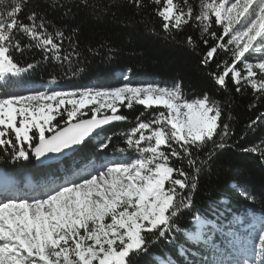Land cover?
<instances>
[{"label":"snow or ice","instance_id":"snow-or-ice-1","mask_svg":"<svg viewBox=\"0 0 264 264\" xmlns=\"http://www.w3.org/2000/svg\"><path fill=\"white\" fill-rule=\"evenodd\" d=\"M80 2L88 6V0ZM148 2L156 5L165 33L172 35L189 24L199 30V41L206 47L200 63L207 67L216 61L208 73L216 85L227 90L230 80L237 92L250 87L256 100L264 98V0H199L195 8L190 0ZM56 3L53 0V6ZM127 3L138 11L148 6L144 0ZM39 7L30 6V0H0V163L34 159L44 165L67 156L89 138L97 141V163L39 195L21 194L24 189L18 184L4 188L0 264H135L160 240L176 245L184 234L177 221L195 206L202 169L227 146L232 134L230 112L222 120L219 101L207 92L187 98L179 82L172 86L126 82L71 91L31 87L23 75L41 61L25 65L14 58L16 53L34 46L44 61L69 65L72 56L79 55L63 30L49 31L51 22L37 11ZM19 33L34 45L21 47ZM65 40L72 51L61 55ZM186 43L193 50L198 46L191 35ZM218 52L227 53L230 60L217 59ZM137 105L144 110L134 126L121 132L126 146L110 147L115 133L102 135L104 127L128 121L121 109ZM257 121L264 122V112L249 127ZM244 151L264 160V141ZM173 158L186 160L190 171L173 166ZM241 195L255 200L247 192ZM192 218L207 229L204 243L216 251L214 257L197 261L186 259L191 251L177 248L185 264H264V216L247 224L237 221L240 227L228 229L232 238L223 248L215 244L217 225L204 224L201 215ZM162 260L173 264L175 257L169 253Z\"/></svg>","mask_w":264,"mask_h":264},{"label":"trees","instance_id":"trees-1","mask_svg":"<svg viewBox=\"0 0 264 264\" xmlns=\"http://www.w3.org/2000/svg\"><path fill=\"white\" fill-rule=\"evenodd\" d=\"M144 2L148 6L138 11L127 0H88V6L80 0H58L55 6L53 0H30V6L39 3L37 11L51 22L48 25L49 31H54V28L63 30L65 36H70L76 45L79 55L72 56L70 65L66 61H44L41 51L33 46L25 48L23 53H16L14 58L25 65L41 61L23 75L25 83L44 85L55 78L63 89L71 91L86 87H115L126 82L166 86L179 82L187 98L199 97L207 92L219 101L224 109L222 120L230 112L231 119L227 122L232 134L227 139V146L208 162L210 167L204 166L193 197L195 206L191 212L184 210L183 216L177 221L184 229V234L178 236L174 246L160 240L149 249V254L135 261V264H166L162 256L170 253L171 257H175L173 264L177 261L185 264V258L177 255V248L191 251L192 256L186 259L197 261L201 256L208 257L212 249L204 243L207 229L197 227L193 214L201 215L204 224L217 225L223 230L222 233L228 231L237 216H244L246 220H250L251 216H264V160L259 154L244 151L264 141V122L257 121L249 127L264 112V98L256 100V94L250 87L237 92L230 80L227 90L216 85L208 74L214 69L216 61L207 67L200 63L206 47L199 41V30L189 24L178 32L174 31L172 35L165 33L161 19L154 11L156 5L150 4L148 0ZM190 2L195 8L199 0ZM22 18L25 23L28 22L23 14ZM188 35L198 41L195 50L186 43ZM17 38L21 47L35 43L23 33H19ZM71 51L69 42L65 40L61 55ZM217 59L230 60V56L218 52ZM143 110V106L139 105L131 110L122 108L121 114L129 117V120L112 123L103 129L102 135L115 133L110 147L126 146L121 132L134 126L135 117ZM96 143L93 138L89 139L74 155L66 157V161L70 159L74 163L75 160L95 159ZM201 159H204L203 155ZM171 163L190 171L186 160L181 162L173 158ZM53 170L51 164L39 165L34 159L15 164L0 163V171L6 174L17 178L31 174L38 181L53 174ZM243 192L251 194L255 200L250 202L243 198ZM220 231L216 232L214 240L227 245L220 238Z\"/></svg>","mask_w":264,"mask_h":264},{"label":"rangeland","instance_id":"rangeland-1","mask_svg":"<svg viewBox=\"0 0 264 264\" xmlns=\"http://www.w3.org/2000/svg\"><path fill=\"white\" fill-rule=\"evenodd\" d=\"M26 84L30 85L31 87H33L37 90H42L45 87V85H40L39 83H36V85H35V84L28 82ZM139 85H142V84H139ZM47 86L56 88L57 90H65L62 87L55 86V84H52V83H48ZM2 91H3V89H1L0 93H2ZM107 126H109V125H107ZM107 126H105L104 129ZM94 135H96V134H94ZM74 153L71 155H74ZM128 155H132V153H128ZM65 158H62V159L58 160L57 162H55L54 164H51L54 167L53 172L55 174H53V175L49 174L45 179H40L39 181L34 182L33 180H37V179L34 176H32L31 174L24 175L23 178H17V177L11 176L9 174H4L7 177L6 178L0 177V180H1L0 181V193H3V190L6 186L18 184L21 188L24 189V192L21 194H26L28 196L39 195L41 191L49 190L51 187H54L56 184L62 182V180L67 178V177L76 178V177H73V173L80 174L84 170H91L93 165H95L97 163V157H95V159L90 160V161H87V160L76 161L75 160L74 163L70 159H68L66 161ZM106 158L107 157H105V159ZM0 175H1V173H0ZM17 180H20L23 182L19 183ZM245 220L246 219L244 216H237L234 219V222L231 224L230 227L235 226L236 228H239L240 225L237 223V221H245ZM197 227L199 229L201 228V226H199V225H197ZM256 228L257 229L259 228V223L256 224ZM220 230H221L220 231L221 232L220 238L222 240H225L226 242H228V240L231 239L232 237L228 234V231L222 233L223 230L222 229H220ZM243 235H247V233H243ZM255 236H256V232L252 231V237H255ZM205 239H206V236L204 237V240ZM215 244H216L217 248H223L224 246H226V245H221L220 243H217L216 241H215ZM210 251L211 252L207 255L209 258H212L215 256L216 250L212 248V249H210Z\"/></svg>","mask_w":264,"mask_h":264},{"label":"water","instance_id":"water-1","mask_svg":"<svg viewBox=\"0 0 264 264\" xmlns=\"http://www.w3.org/2000/svg\"><path fill=\"white\" fill-rule=\"evenodd\" d=\"M99 131V130H98ZM94 134L95 133H93V136H94ZM89 139H91V138H89ZM87 142V141H86ZM82 146V145H81ZM81 146H78L74 151H70L69 153H68V155L67 156H61V158L60 159H62V158H65V157H68L69 155H71L72 153H74L75 151H77ZM59 159V160H60ZM58 160H53V161H50L49 163H47V164H44V165H50V164H54L55 162H57ZM38 164L39 165H42V164H40L39 162H38Z\"/></svg>","mask_w":264,"mask_h":264},{"label":"bare ground","instance_id":"bare-ground-1","mask_svg":"<svg viewBox=\"0 0 264 264\" xmlns=\"http://www.w3.org/2000/svg\"><path fill=\"white\" fill-rule=\"evenodd\" d=\"M0 177H1V178H6L7 176H5L4 174L2 175V173H1ZM0 181H1V180H0Z\"/></svg>","mask_w":264,"mask_h":264}]
</instances>
